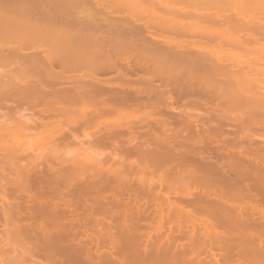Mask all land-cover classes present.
Wrapping results in <instances>:
<instances>
[{"label": "bare ground", "instance_id": "obj_1", "mask_svg": "<svg viewBox=\"0 0 264 264\" xmlns=\"http://www.w3.org/2000/svg\"><path fill=\"white\" fill-rule=\"evenodd\" d=\"M77 1L45 2L56 14ZM105 3L112 10L100 15L118 35L96 53L68 42L63 58L37 61L38 51L18 48L35 39L34 28L6 31L17 45L0 57L10 64L0 69V108L13 104L0 109V264H28L36 254L45 259L36 264H75L82 253V264H97L104 258L93 260L92 245L120 240L109 247L122 250L127 238L135 254L143 248L167 264L191 255L187 264L201 262L193 254L208 264H264V0ZM55 65L118 74L64 75ZM123 69L146 76L133 81ZM176 101L190 106L175 109ZM140 118L154 121L142 124V139ZM43 164L48 172H38ZM61 226L80 238L72 252L55 246L67 254L57 257L39 240Z\"/></svg>", "mask_w": 264, "mask_h": 264}, {"label": "rangeland", "instance_id": "obj_2", "mask_svg": "<svg viewBox=\"0 0 264 264\" xmlns=\"http://www.w3.org/2000/svg\"><path fill=\"white\" fill-rule=\"evenodd\" d=\"M45 1H47V0H0V57H2L1 56V54H2V52L3 53H6V52H8L7 50H6V48H8V46H15V45H17V43H16V41H14L12 38L11 39H8V34H7V29L9 28H11V32L12 31H14V32H16V30L14 29V27L17 29V27L18 28H20V29H22L21 27L22 26H26V29H28L27 28V26H29L30 28H34V31H33V29L31 30V32H33V36L35 37V39H33L31 42H30V44H28V45H24V46H22L21 48L20 47H18L19 48V50L21 51V52H23L24 54L25 53H27L28 51V53H31V51L33 50L34 51V49L36 50V51H38L37 52V54L35 55L36 56V59L35 60H37V61H42V60H45V59H52V58H56V59H60V58H63V56H65V52L67 51V50H65V49H67V48H65V49H63L64 48V46L66 45L67 46V43L69 42V43H74V45L75 44H78V45H81L80 46V48L81 47H83L82 49H87V50H85V55H88V53H92V52H97L98 51V49H96L97 48V46H98V44H100V42L101 43H105V45H109L110 43H109V41H111L110 40V38H113L115 35H118V34H116L117 33V31H116V29H115V31H114V28H112V27H115L116 25H115V23L114 24H112V22L109 20V22L107 21V23L106 22H104L105 21V18L104 19H102V15H100L101 14V12L100 11H106V12H108L107 11V8H108V10L110 9V10H112L111 9V7H109V6H107V4L105 3V4H102V2L103 1H105V0H82V1H84V2H82V1H77L78 2V4H76L75 3V6L73 5L72 6V9H71V7H68L67 9H69V10H66V6H64V8H62V9H58L57 10V13L56 14H54V12H56V9H54L55 11L54 12H52L53 11V8L51 9L52 11L51 12H49V10L50 9H48V6H49V4H47L48 2H45ZM100 4H102V5H104V6H101ZM48 5V6H47ZM50 7V6H49ZM73 7H74V9H73ZM51 8V7H50ZM106 8V10H104ZM61 10H63V11H60ZM98 10H99V14H98ZM59 11V12H58ZM53 13V14H52ZM115 13V16L116 17H118L119 15H120V13H116V12H114ZM113 13V14H114ZM117 14H119V15H117ZM121 15H123V14H121ZM121 15H120V17H121ZM107 20V19H106ZM73 21V22H72ZM71 22V23H70ZM75 22V23H74ZM74 23V24H73ZM110 23V24H109ZM109 24V25H108ZM121 24V25H120ZM122 24L123 23H119V25L122 27ZM71 25V26H70ZM74 25V29L72 28V26ZM108 26H110V27H108ZM112 26V27H111ZM119 26V27H120ZM62 27V28H61ZM76 27H78V29L76 28ZM81 27V28H80ZM91 27H94V28H91ZM98 27V28H97ZM101 27V28H100ZM106 27H108V28H112V30L110 31V29H108V28H106ZM14 30H13V29ZM30 28H29V30H30ZM60 28V29H59ZM68 28H71V29H68ZM84 28V29H83ZM87 28V29H86ZM104 28H106V29H104ZM116 28V27H115ZM8 29V30H9ZM36 29V30H35ZM77 31H76V30ZM103 29V30H102ZM107 29H108V31H107ZM22 30H24V29H22ZM22 30H20L21 32H22ZM28 30V31H29ZM70 30V31H69ZM100 30H101V32L102 33H100ZM121 30V29H120ZM4 31L6 32V34L4 33ZM20 31H17L18 33L20 32ZM26 31V30H25ZM73 31V32H72ZM121 31H123V30H121ZM107 33V35H106V33ZM110 32V33H109ZM111 32H113V33H111ZM8 33H9V31H8ZM27 33V34H26ZM26 36L27 35H29V32H27L26 31ZM100 33V34H99ZM110 35H109V34ZM120 33V32H119ZM121 33H123V32H121ZM5 34V35H4ZM21 34H23V33H21ZM104 34V35H103ZM112 34V35H111ZM31 36H32V34H30ZM29 35V36H30ZM54 35V36H53ZM69 35H72L73 37L72 38H69L68 36ZM97 35V36H96ZM122 35H124V34H122ZM121 35V36H122ZM125 35H126V33H125ZM159 34H156V38L157 39H159V37H160V39L162 38L161 37V35H159ZM59 36V37H58ZM100 36L102 37V38H100ZM106 36H108V37H106ZM110 36H113V37H110ZM120 36V37H121ZM164 36V35H163ZM51 37H56V38H54V39H56V40H54V39H51ZM58 37V38H57ZM61 37V38H60ZM110 37V38H109ZM123 37V36H122ZM121 37V38H122ZM125 37V36H124ZM164 37H166V36H164ZM37 38V39H36ZM107 38V39H106ZM164 39V38H163ZM162 40V39H161ZM161 40L159 41V42H161ZM163 42V41H162ZM162 42H161V44H162ZM109 43V44H108ZM64 45V46H63ZM69 45V44H68ZM77 45V46H78ZM97 45V46H96ZM21 46V45H20ZM65 46V47H66ZM164 46V45H163ZM223 47H225V46H223ZM229 47H230V49H229ZM79 48V47H78ZM78 48H76L75 50L77 51V52H80V53H82L83 51H81L82 49H79L78 50ZM232 48L233 47H231V46H228V48H227V46L225 47V48H221V50L223 51H225L226 50V52H228L229 50H232ZM59 49H61V50H59ZM97 50V51H96ZM87 52V53H86ZM230 52V51H229ZM83 54V53H82ZM92 55H94V53L92 54ZM89 57V56H88ZM0 64H2V63H0ZM4 65V64H3ZM27 66V65H26ZM26 66H23V67H26ZM3 67H5V70L6 69H9V67H10V64H8L7 63V65L5 64V66H1L0 65V69H1V71H2V69H3ZM28 67V66H27ZM89 68V69H88ZM88 68H81V69H77V70H67V71H65V70H62L61 71V69L57 66L56 67V65H55V70H57V71H60V73L61 74H64V75H69V74H73V76H78V75H88V74H96L98 77H100V78H103V79H105V77L106 76H108V77H106V79L107 78H109L110 79V77L109 76H111V78H112V75L113 74H115L114 76H116L117 74H118V71L116 70V71H114V69L113 70H108V69H104V70H100V71H92V69H91V67H88ZM60 69V70H59ZM4 70V69H3ZM126 70H128V69H126ZM125 69H123L122 71H126ZM141 71H143V70H141V69H135V70H133V71H126V73H127V76H129V78H133V79H131V80H133L134 81V79H136L137 80V78H139L140 76L139 75H142L143 76V74L146 76V71H145V73H144V71L143 72H141ZM117 72V73H116ZM128 72H129V75H128ZM124 74H125V72H124ZM138 76V77H137ZM137 77V78H136ZM157 81H159V80H157ZM156 80H155V82H157ZM158 83V82H157ZM171 105H174L173 107H175V109L177 108V109H181V108H185L184 106H186V108H187V106H190V105H188L186 102L184 103V102H180V101H176V102H174L173 104H171ZM209 105H211V103L209 104ZM209 105H207L208 106V108L207 109H209ZM213 105V104H212ZM10 106H13V104H12V102H7L6 103V106H2V108H0V109H2V111H5L6 109H7V107H10ZM194 107H196L195 105H193ZM193 107V108H194ZM200 107V106H199ZM210 107H212V106H210ZM189 108H191V107H189ZM29 109V108H28ZM188 109V108H187ZM195 110V109H194ZM193 110V111H194ZM29 111V110H28ZM140 111V110H139ZM146 111V110H145ZM169 111V110H168ZM174 111V112H173ZM173 114H175L176 113V111L173 109ZM179 110H177V112H178ZM201 111V110H200ZM141 112V111H140ZM169 112L171 113V114H169ZM168 112V114L169 115H172V112L171 111H169ZM199 112V111H198ZM26 113H29V112H26ZM137 113V112H136ZM139 113V112H138ZM196 113V112H195ZM35 115H36V113H35ZM57 116H60L59 114H57ZM143 116L145 117V114H143ZM143 116H142V118H143ZM146 117H148V115L146 114ZM142 118H140V121H136L135 120V133H136V138L138 137V139H142V138H144L146 135V132H148L149 130H148V128L147 129H145V125H146V122H147V120H150V119H148V118H144L145 120H146V122L145 121H143V120H141ZM138 120V119H137ZM152 120V119H151ZM143 121V122H142ZM83 122V121H82ZM142 122V123H141ZM150 122V121H149ZM149 122H147V123H149ZM153 122L154 121H152V122H150V124L152 125L153 124ZM144 123H145V125H144ZM137 124V125H136ZM144 126H143V125ZM137 126V127H136ZM147 126H149L148 124L146 125V127ZM150 128V127H149ZM151 129V128H150ZM104 130V133L105 132H107V129H103ZM103 130H102V132H103ZM148 130V131H147ZM102 132H99L98 134H96V135H94V136H96V137H99V136H101V135H103V133ZM102 133V134H101ZM134 133V134H135ZM258 133V132H257ZM79 134V133H78ZM259 134V133H258ZM257 134V135H258ZM80 135H82L81 137H84L83 136V133H81ZM79 136V135H78ZM80 137V138H81ZM134 137H135V135H134ZM258 140V139H257ZM25 159H26V156L24 157ZM24 158H22V161H23V159ZM27 160H28V158L26 159V160H24V161H26L27 162ZM44 165V164H43ZM42 165V167L43 168H39L38 169V167L37 166H35L34 168H31V169H33V171H35V172H37L38 170V172H43V170L45 171V172H48L49 170H50V168H49V170L47 169V171H46V165H44L43 166ZM36 167H37V169H36ZM39 167H41V166H39ZM35 169V170H34ZM5 170H12V168H7V169H5ZM44 173V172H43ZM3 190L4 189H0V193H2L3 192ZM22 196V193L20 192V191H16L15 190V194L12 196L14 199L13 200H15V201H17V200H19L20 199V197ZM11 198V197H10ZM12 199V198H11ZM154 204V203H153ZM151 202H150V206H149V208H153V205ZM151 210L152 209H149V211L151 212ZM153 214V212H151V215ZM33 219V218H32ZM152 219H155V218H152ZM148 222H149V220H148ZM145 224L147 225L148 223L147 222H145ZM144 224V225H145ZM56 226V225H55ZM2 226L0 225V228H1ZM146 227V226H145ZM57 228V230H56V232H55V230H53V232H51L50 233V235H49V237L51 238H48V240L45 238V241L44 240H39V241H41V242H39L40 244L42 243V242H44L45 244H43V245H45V246H51L52 245V247L53 248H55L56 249V247L55 246H61L62 247V249H63V247L65 248V247H67V248H65L63 251H65L66 250V252H72L71 250H72V248L75 246V244L74 243H76L77 242V238H80V236L79 235H75V237L74 238H72V237H68V235H66L67 234V232L65 231V229L63 230L62 229V226L60 227V230L62 229V231H60L59 230V228L58 227H56ZM56 228H54V229H56ZM52 231V230H51ZM59 231V232H58ZM63 231H65V233L66 234H64V232ZM68 231V233H69V230H67ZM60 232H62L63 234V236H60L61 235V233ZM60 233V234H59ZM54 234H57V235H54ZM59 234V235H58ZM66 235V236H65ZM56 236V237H55ZM57 236H58V238H57ZM60 237V238H59ZM63 237H66L67 239L66 240H63V239H65V238H63ZM120 237V236H119ZM123 237V235L120 237V238H122ZM124 238V237H123ZM43 239V238H42ZM70 239H72V240H70ZM75 239V240H74ZM96 239V238H95ZM68 240H70V241H68ZM79 240V239H78ZM121 240H123V239H121ZM128 240H130V239H126L125 241H123V244L122 243H120V246H122V248H125V249H120L119 248V250H117L118 249V245L117 244H115L116 242H119V241H117L116 240V242L114 241V243L113 242H108V243H106V244H103V243H105V242H103L102 244H100L99 243V246H98V244H96L97 246H95V245H92V248H91V251H92V253L94 252V251H96V253L94 252L93 253V256H92V258L94 257V255L96 256V258L94 257V259L93 260H95V261H97L98 259L97 258H104V260H105V262H104V260L103 259H99L100 261H97L98 263H100V264H107V262L109 263L110 262V264H115V262H116V264H144V263H148V264H167L166 263V259H165V256L164 257H159V254L158 255H154L153 257H150V256H148V255H151L153 252H152V249H151V254H149L150 253V251H148V249L146 250V252L148 253V255L146 256V253H144L143 251H142V249L143 248H140V247H138L137 245H136V247H138V248H140V251L139 250H136V251H138L137 253L138 254H135V250H132V248H134V247H132V246H127V241ZM69 242V243H65V242ZM72 241H73V244H72ZM33 242V241H32ZM107 242V241H106ZM120 242H122V241H120ZM124 242H126L125 243V246H124ZM65 243V244H64ZM109 243L111 244V243H113V244H115V246H118V247H115V249L117 250H115V249H113V251H112V248H113V246H112V248L110 249V245H109ZM49 244V245H48ZM72 244V245H71ZM119 244V243H118ZM122 244V245H121ZM128 244H129V242H128ZM132 244V243H131ZM131 244H129V245H131ZM134 244V243H133ZM132 244V245H133ZM63 245V246H62ZM65 245H67V246H65ZM71 245V246H70ZM74 245V246H73ZM57 246V247H58ZM59 246V247H60ZM70 246V247H69ZM110 246V247H109ZM126 246H127V249H126ZM134 246V245H133ZM69 247V248H68ZM76 247V246H75ZM129 247V248H128ZM130 247H132V248H130ZM135 247V248H136ZM51 248V247H50ZM60 248H58V249H56V251L57 250H59ZM61 249V250H62ZM71 249V250H70ZM74 249V248H73ZM77 249V248H76ZM76 249H75V251H76ZM110 251H109V250ZM130 249V250H129ZM34 250V249H33ZM60 250V251H61ZM79 250V249H78ZM124 250L126 251L125 253H124ZM35 251V250H34ZM58 252L57 251V257H60L62 254H63V252ZM98 251H99V253H100V251H101V253H100V255L98 254ZM104 251V252H103ZM112 251V253H109V252H111ZM118 251H120V252H118ZM121 251L124 253L123 255L121 254ZM128 251H129V253H128ZM221 252V250L219 251L218 249L216 250V252ZM223 251H225V250H223ZM222 251V252H223ZM227 251V250H226ZM229 252H230V250H228ZM234 251L235 250H231V252H233L234 253ZM66 252H64V254L65 255H67L66 254ZM77 252V251H76ZM114 252V253H113ZM115 252H116V254H115ZM140 252V253H139ZM230 252V253H231ZM106 254V256L104 257V255ZM144 253V254H143ZM64 254H63V256H64ZM69 254V253H68ZM109 254V255H108ZM114 256H113V255ZM162 254V253H161ZM161 254H160V256H161ZM188 254H190V253H188ZM187 254V255H188ZM235 254H236V252H235ZM82 255H83V253H82ZM82 255H80L81 257H82ZM85 255V254H84ZM98 255V256H97ZM103 255V256H102ZM113 256V258H114V260H115V262H113L114 260L112 259H110V257L112 258V256ZM120 256V257H118V256ZM122 255V256H121ZM138 257H141V256H146L147 258H144V260H143V257H141V258H138ZM153 255V254H152ZM151 255V256H152ZM196 258L197 257H199V259H201V262H199L198 263V261H194L195 263L197 262V264H208L209 263V260H206L208 257L206 256V255H204V256H206L205 258H201V255L200 254H193ZM218 255H219V253H218ZM62 256V257H63ZM102 256V257H101ZM116 256H117V258L119 259L120 258V262H119V260H117L116 259ZM157 256V257H156ZM186 256V255H185ZM184 256V257H185ZM204 256H202V257H204ZM35 257H37V258H32V259H30V260H28L27 261V263L28 264H36V261L37 260H41L42 259V257H39V255L37 256V254H36V256ZM80 257V261L78 260V262H76L77 264H80L81 263V258ZM122 257V258H121ZM160 258V260H159V258ZM166 257H171V256H167L166 255ZM176 258H180L181 257V260H183L184 259V257L183 256H179V257H177V256H175ZM188 257V256H187ZM186 257V258H187ZM191 258H194L192 255L190 256ZM228 257H229V255H228ZM39 258V259H38ZM109 258V259H108ZM148 258H150L149 260H148ZM152 258V259H151ZM158 258V259H157ZM183 258V259H182ZM190 258V259H191ZM231 258V257H230ZM229 258V259H230ZM232 258H233V255H232ZM235 258H236V255H235ZM34 259V260H33ZM57 259V258H56ZM63 259H64V257H63ZM62 259V260H63ZM83 259H84V257H83ZM85 259H87L86 257H85ZM85 259H84V261H85ZM107 259L109 260V261H107ZM163 261H162V260ZM164 259H165V261H164ZM170 259V258H169ZM173 259H174V257H173ZM190 259H187L188 261H186V262H189L190 261ZM195 259V258H194ZM198 259V258H197ZM205 259V260H204ZM228 259V260H229ZM43 260H45V259H42L41 261H43ZM59 260H60V258H59ZM103 260V261H102ZM136 260H138V262L136 261ZM146 260H148V261H150L151 260V262L149 263V262H145ZM157 260H158V262H157ZM172 260V259H171ZM196 260V259H195ZM248 260H250V259H248ZM57 261V264H59L60 263V261H58V260H56ZM65 261H68V256H67V259L65 260ZM72 262L73 261H75V260H71ZM70 261V262H71ZM112 261V262H111ZM136 261V262H135ZM143 263H142V262ZM164 262V263H162V262ZM174 261V260H173ZM173 261H172V264H173ZM176 262H177V260H175ZM184 261V263L183 262H181L180 261V263H177V264H185L186 262ZM192 261H193V259H192ZM191 261V262H192ZM200 261V260H199ZM247 261V260H246ZM59 262V263H58ZM69 262V261H68ZM67 262V263H68ZM80 262V263H79ZM96 262V263H97ZM102 262V263H101ZM122 262H124V263H122ZM160 262V263H159ZM171 262V261H170ZM169 262V263H170ZM176 262H174V264H176ZM178 262H179V260H178ZM39 263V262H38ZM75 263V264H76ZM82 263H84V262H82ZM81 263V264H82ZM86 263H87V260H86ZM97 263V264H98ZM168 263V264H169ZM194 263V264H195ZM245 263V262H244ZM250 263V261L248 262V263H246V264H249ZM253 262L251 261V264H252ZM61 264H63L62 262H61ZM65 264V263H64ZM74 264V263H73ZM171 264V263H170ZM187 264V263H186ZM189 264V263H188ZM192 264V263H191Z\"/></svg>", "mask_w": 264, "mask_h": 264}]
</instances>
